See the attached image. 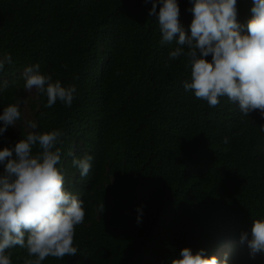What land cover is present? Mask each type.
I'll return each mask as SVG.
<instances>
[{
    "label": "trees",
    "instance_id": "obj_1",
    "mask_svg": "<svg viewBox=\"0 0 264 264\" xmlns=\"http://www.w3.org/2000/svg\"><path fill=\"white\" fill-rule=\"evenodd\" d=\"M177 3L190 35L191 0ZM160 7L149 15L152 0H0V59L12 58L0 70V114L18 101L21 112L0 134V150L29 133L26 67L38 63L53 82L77 88L70 107H45L38 90L32 105L33 131L62 132L57 167L85 210L77 255L42 264H171L185 247L227 264H264V253L241 241L264 219V117L244 115L226 96L213 108L184 89L190 67L186 56L169 59L178 45L161 43ZM252 7L237 0L244 30ZM85 155L93 159L81 177L72 160ZM7 251L12 264L35 259L19 246Z\"/></svg>",
    "mask_w": 264,
    "mask_h": 264
},
{
    "label": "clouds",
    "instance_id": "obj_2",
    "mask_svg": "<svg viewBox=\"0 0 264 264\" xmlns=\"http://www.w3.org/2000/svg\"><path fill=\"white\" fill-rule=\"evenodd\" d=\"M157 2L161 5L158 13L161 43L175 40L178 45L169 59L187 57L190 80L184 81V89L194 92L197 99L213 108L220 97L226 96L232 103H238L244 115L258 110L264 117V0H253L246 30L237 21V0H191L190 35L180 25L177 0H152L149 15L156 13ZM208 56L210 61L206 59ZM5 63H12L10 55L0 59V70ZM23 79L25 90L35 89L46 95L45 107L50 108L57 101L70 107L76 97L75 85L64 87L59 80L53 82L51 75L41 73L38 63L24 69ZM19 103L3 109L0 134L21 118ZM27 126L37 128L34 121ZM61 137L60 130L32 131L14 147L0 150V164L4 165V174L0 175V264H12L7 250L15 246L35 257L25 264H42L48 257L63 260L77 255L75 231L84 222L85 210L83 201L65 188L64 175L57 167L61 161V148L57 147L62 143ZM224 142L227 143V138ZM37 147L39 150L34 153ZM92 159L91 155L74 157L72 166L79 169L81 177H86ZM100 211L104 212V203ZM140 222L138 216L137 223ZM241 241H247L251 254L264 253V219L254 220L251 239L244 233ZM171 264H227V261H220L215 255L208 257L203 249L194 254L185 247Z\"/></svg>",
    "mask_w": 264,
    "mask_h": 264
},
{
    "label": "rangeland",
    "instance_id": "obj_3",
    "mask_svg": "<svg viewBox=\"0 0 264 264\" xmlns=\"http://www.w3.org/2000/svg\"><path fill=\"white\" fill-rule=\"evenodd\" d=\"M21 75L23 77V73H21ZM24 95L26 97L25 103H24L23 108H22L23 118H24V126L26 127L28 132H32L33 129H30L27 125L30 121H34L32 105H33L34 100L37 98V90L33 89L31 91H27L24 88Z\"/></svg>",
    "mask_w": 264,
    "mask_h": 264
}]
</instances>
